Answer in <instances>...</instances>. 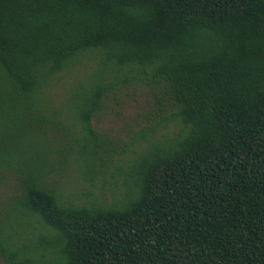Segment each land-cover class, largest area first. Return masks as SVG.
Returning a JSON list of instances; mask_svg holds the SVG:
<instances>
[{"label": "trees", "instance_id": "obj_1", "mask_svg": "<svg viewBox=\"0 0 264 264\" xmlns=\"http://www.w3.org/2000/svg\"><path fill=\"white\" fill-rule=\"evenodd\" d=\"M131 82L162 97L120 147ZM7 181L6 264H264V0H0Z\"/></svg>", "mask_w": 264, "mask_h": 264}, {"label": "rangeland", "instance_id": "obj_2", "mask_svg": "<svg viewBox=\"0 0 264 264\" xmlns=\"http://www.w3.org/2000/svg\"><path fill=\"white\" fill-rule=\"evenodd\" d=\"M161 91L143 83H127L108 94L104 106L96 119L94 127L110 137L121 147L137 133V130L158 118V102ZM10 182L0 185V206L11 190ZM101 191H97L99 195ZM105 198L109 194L104 190ZM0 264H6L0 259Z\"/></svg>", "mask_w": 264, "mask_h": 264}]
</instances>
